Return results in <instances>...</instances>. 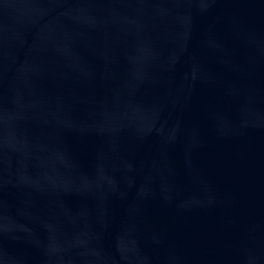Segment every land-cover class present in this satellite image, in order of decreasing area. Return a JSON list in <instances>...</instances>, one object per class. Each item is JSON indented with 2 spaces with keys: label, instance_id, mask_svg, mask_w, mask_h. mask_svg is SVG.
Listing matches in <instances>:
<instances>
[{
  "label": "water",
  "instance_id": "obj_1",
  "mask_svg": "<svg viewBox=\"0 0 264 264\" xmlns=\"http://www.w3.org/2000/svg\"><path fill=\"white\" fill-rule=\"evenodd\" d=\"M0 264H264V0H0Z\"/></svg>",
  "mask_w": 264,
  "mask_h": 264
}]
</instances>
